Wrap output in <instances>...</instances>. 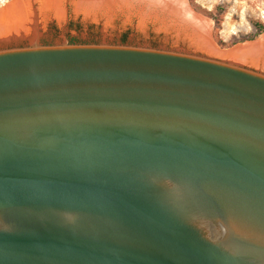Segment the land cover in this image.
Returning a JSON list of instances; mask_svg holds the SVG:
<instances>
[{
    "label": "water",
    "instance_id": "1",
    "mask_svg": "<svg viewBox=\"0 0 264 264\" xmlns=\"http://www.w3.org/2000/svg\"><path fill=\"white\" fill-rule=\"evenodd\" d=\"M70 3L170 19L206 54L42 43L34 0L0 29L28 41L0 46V264H264V52L238 53L262 35L218 48L183 0Z\"/></svg>",
    "mask_w": 264,
    "mask_h": 264
},
{
    "label": "rangeland",
    "instance_id": "2",
    "mask_svg": "<svg viewBox=\"0 0 264 264\" xmlns=\"http://www.w3.org/2000/svg\"><path fill=\"white\" fill-rule=\"evenodd\" d=\"M37 18L40 21L38 28L40 31V41L42 43H56L64 39L76 42H112L138 45H150L155 47H167L181 49L200 54H206L199 46L191 41L188 34L176 26L170 19L142 18L140 19L133 11L105 15L85 14L74 12L71 8L70 0H60L69 7L66 25L59 23L56 17L47 13L43 6L49 0H34ZM191 7L200 15L205 16L208 23L211 43L221 49L231 46H224L219 43H229L233 38H239L254 32L252 21L264 23V0H186ZM33 0H23L20 4L22 13L25 14L26 7L32 5ZM69 2V3H68ZM225 5V12L221 16L219 29L214 28V21L203 14V11H212L216 5ZM16 6V5H14ZM45 13H44V12ZM169 20V21H168ZM168 21V22H163ZM261 33L259 36L263 35ZM27 40H6L0 42V46L14 44H24ZM239 43V42H237ZM235 43V44H237ZM251 66V65H250Z\"/></svg>",
    "mask_w": 264,
    "mask_h": 264
},
{
    "label": "bare ground",
    "instance_id": "3",
    "mask_svg": "<svg viewBox=\"0 0 264 264\" xmlns=\"http://www.w3.org/2000/svg\"><path fill=\"white\" fill-rule=\"evenodd\" d=\"M150 1H156V0H150ZM183 1H186V0H183ZM28 6L26 7V11H27L26 13L29 14L30 11H29ZM22 14L23 13L19 5H16L14 7H9V8H6L5 10H2L0 12V29H2V31H6V30L9 31L12 28L13 30V27L15 26V24L21 20V17L23 16ZM203 23L204 21H201V20L196 21L197 27H200L202 31H204ZM247 47L248 46L239 48L240 50L238 51V53L242 52L244 54L246 53L253 54L254 52H264V34L261 36L258 43H255L251 47H248L249 49H246Z\"/></svg>",
    "mask_w": 264,
    "mask_h": 264
},
{
    "label": "trees",
    "instance_id": "4",
    "mask_svg": "<svg viewBox=\"0 0 264 264\" xmlns=\"http://www.w3.org/2000/svg\"><path fill=\"white\" fill-rule=\"evenodd\" d=\"M225 12V5H216L214 7V10L212 11H203V14L206 15L207 17L211 18L214 21V28L215 29H219L220 24H221V16L222 14ZM252 25L254 26V32L249 33L247 35L241 36L239 38H233V40H231L229 43H224L223 41L219 40V43L221 45L224 46H231L234 45L237 42H243L246 40H253L254 38H256L258 35H260L261 33H264V23L260 22V21H252ZM125 37H123L122 43H125ZM72 43H75L76 41L72 40L70 41Z\"/></svg>",
    "mask_w": 264,
    "mask_h": 264
},
{
    "label": "built area",
    "instance_id": "5",
    "mask_svg": "<svg viewBox=\"0 0 264 264\" xmlns=\"http://www.w3.org/2000/svg\"><path fill=\"white\" fill-rule=\"evenodd\" d=\"M10 0H0V7L8 3Z\"/></svg>",
    "mask_w": 264,
    "mask_h": 264
}]
</instances>
